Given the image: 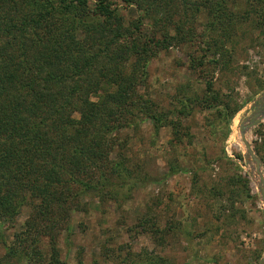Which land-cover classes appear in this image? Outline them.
I'll use <instances>...</instances> for the list:
<instances>
[{
  "label": "rangeland",
  "instance_id": "obj_1",
  "mask_svg": "<svg viewBox=\"0 0 264 264\" xmlns=\"http://www.w3.org/2000/svg\"><path fill=\"white\" fill-rule=\"evenodd\" d=\"M216 1L192 10L178 24L177 14L170 23L168 14L139 21L141 8L112 0L123 23L138 35L135 41L125 38L118 45H133L142 54L129 60L135 63L137 75L128 102L132 116L106 140L107 154L115 160L124 153L125 164L134 171L117 181V190L83 195L66 221L70 230H61L57 237L60 260L67 264H77L78 259L83 264H264L260 191L264 187V99L257 102L264 93V20L253 10V5L262 3L227 0L234 28L230 37L227 33L214 46L207 24L208 8ZM173 10L165 8L169 13ZM236 104L240 108L232 114ZM145 106L174 113L169 115L174 119H178L176 111L187 109L188 114L179 119L181 140L172 138L167 124L155 132L144 114ZM256 109H260L257 122L244 135L258 163L249 155L240 131ZM72 117L78 119L79 113L73 111ZM28 211L22 208L13 222L0 218L8 243L24 229ZM40 240L49 261L48 236ZM3 252L0 247V259Z\"/></svg>",
  "mask_w": 264,
  "mask_h": 264
},
{
  "label": "trees",
  "instance_id": "obj_2",
  "mask_svg": "<svg viewBox=\"0 0 264 264\" xmlns=\"http://www.w3.org/2000/svg\"><path fill=\"white\" fill-rule=\"evenodd\" d=\"M173 1L121 0L141 8L139 21L168 14L170 23L177 14L178 24L209 2ZM226 1L208 8L214 46L234 28ZM259 2L263 5L253 10L264 20V0ZM167 5L172 13L165 11ZM118 9L112 0H0V218L13 222L22 208L29 209L13 243L0 229V263L67 264L56 244L61 230H70L71 211L83 195L117 190V181L134 171L124 153L115 160L107 154L106 140L131 115L128 102L137 75L129 60L141 53L133 45H118L138 38ZM92 94L99 98L91 100ZM144 108L155 132L167 124L172 138L181 140L179 119L187 109L176 111L174 119L169 117L174 113ZM239 108L236 104L230 112ZM43 236L51 248L49 261L39 247Z\"/></svg>",
  "mask_w": 264,
  "mask_h": 264
},
{
  "label": "water",
  "instance_id": "obj_3",
  "mask_svg": "<svg viewBox=\"0 0 264 264\" xmlns=\"http://www.w3.org/2000/svg\"><path fill=\"white\" fill-rule=\"evenodd\" d=\"M264 99V93L263 95L260 96V98L257 99V102H260L261 100ZM260 115V109H256L253 114L251 115V120H250V123L248 125H241L240 126V131H241V138H242V141L243 143L245 144L247 150H248V153L249 155L251 156V158L256 162L258 163V159L256 158V156L254 155L250 145L247 143L246 141V138H245V135H244V132L247 128H249L250 126H252L253 124H255L257 122V116ZM246 120V119H245ZM261 180L263 181L264 183V179L263 177H261ZM261 199H262V202H263V207H264V187L261 188ZM261 262H264V257L261 259Z\"/></svg>",
  "mask_w": 264,
  "mask_h": 264
}]
</instances>
